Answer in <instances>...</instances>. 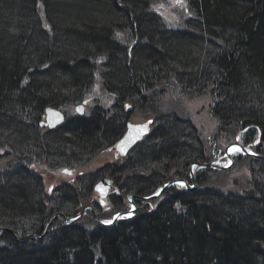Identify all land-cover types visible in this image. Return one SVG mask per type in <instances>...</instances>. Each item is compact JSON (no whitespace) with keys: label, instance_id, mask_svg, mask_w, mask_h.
I'll return each instance as SVG.
<instances>
[{"label":"trees","instance_id":"trees-1","mask_svg":"<svg viewBox=\"0 0 264 264\" xmlns=\"http://www.w3.org/2000/svg\"><path fill=\"white\" fill-rule=\"evenodd\" d=\"M169 1L0 0V161L7 164L0 229L40 235L52 213L70 216L87 202L99 179L111 177L124 194H151L172 178L168 164L184 174L203 161L190 123L173 118L119 162L48 193L52 172L83 167L95 146L116 143L113 120L102 118L99 105L54 130L39 126L46 107L70 112L95 88L113 94L118 114L126 100L150 113L158 80H174L192 95L214 81L218 105L210 115L218 127L256 125L263 145L264 0H184V31L155 11ZM163 89H156L159 102ZM249 132V139L258 136ZM237 160L251 162L247 197L170 189L154 209L111 227L91 217L92 226L59 219L42 240L2 232L0 264H264V162ZM108 201L114 211L124 206L120 197Z\"/></svg>","mask_w":264,"mask_h":264},{"label":"rangeland","instance_id":"rangeland-1","mask_svg":"<svg viewBox=\"0 0 264 264\" xmlns=\"http://www.w3.org/2000/svg\"><path fill=\"white\" fill-rule=\"evenodd\" d=\"M172 5V6H171ZM169 7H163V6H156L154 7L155 11L165 17L167 22L172 23V26H181L183 21L179 19V12L177 11V7L175 6V3L171 4ZM198 70V69H197ZM214 70V69H213ZM98 91L96 88L90 92V95L88 96V99L86 100L85 108L93 107V103H95V96H97L96 92ZM163 96L160 97V105H159V113L163 116H170L173 118H176L178 120L184 121L185 123L188 122L190 125L187 127L194 130V133L198 137V139L202 142V145L204 147V157L206 159L211 160V162L221 165V166H227L228 163L227 159L224 157L223 153L225 151V147L227 145L229 134L223 132V129H220L217 124V120L214 117H211L210 111H211V100L208 95L205 96V93L202 94V97L199 95H188V94H181L179 86L174 82V80H171L168 82V86L166 87ZM94 109V108H93ZM85 112L88 113V111L85 110ZM71 113V112H70ZM72 114V113H71ZM75 114V113H74ZM131 119L134 123H147L150 122L151 124H154V120L150 117L153 115H156V113L150 111V113H141L132 111L131 112ZM161 115V116H162ZM150 117V118H149ZM190 129V130H191ZM225 130V129H224ZM231 138V137H229ZM239 143H244V141L240 140ZM259 150H258V149ZM257 148H251L250 151L252 152H258L261 155L264 156V143H260V146ZM231 155L233 159H235L234 164L232 165V168L228 171H225V173L220 172H214L213 170H210V174L208 175V180L205 183V185L208 188H215L216 190L220 191L221 193H229L230 191H235L240 187V190L244 189L246 186V183H249L251 181L252 174H251V162L250 161H238L237 157L238 149L233 148L231 150ZM121 159L119 153L115 149V144L112 145H106L104 146L103 151L95 155L87 164H85L83 167L74 169V168H68L64 167L60 171L52 172V175L50 178H46V184L45 188L48 190L50 194H54V189L57 185L64 183L73 184L75 186V182H77V179L79 176L96 172L98 169L102 168L103 166L107 164H113L119 162ZM5 160L0 161V171L3 170L6 166ZM70 170L71 174L65 172L64 170ZM33 170V169H32ZM199 167H194V173H197L196 171H199ZM255 178L259 177L257 170L254 168ZM252 177V178H251ZM63 183V184H64ZM245 185V186H244ZM160 189H156L155 191H159ZM157 193V192H155ZM132 194V193H130ZM133 195V194H132ZM135 196V195H134ZM97 192H93V195L90 196V198L87 200V202L83 203L92 205L94 208L98 209L97 206V198H98ZM162 201V197L156 198L153 201H137L136 206L138 207V211L142 212H149L150 210L154 209L160 202ZM131 209L130 204L128 201L124 199V206L122 207V210ZM98 211V210H97ZM144 212V213H145ZM98 214V212H96ZM109 211H106L104 213V219L99 218L101 221L108 223L110 222L111 218H113V214H111ZM110 215V216H109ZM52 216V215H51ZM92 215L90 214V211H85L81 221L85 225L92 226L91 222ZM98 217V215H97ZM61 218H56L54 220V223L58 221ZM19 222V220H17ZM21 221V220H20ZM31 221V220H30ZM25 222V220H24ZM53 223V224H54ZM2 232H0L1 236ZM46 235H44L45 237ZM41 237V236H39ZM44 237H41L40 240H42Z\"/></svg>","mask_w":264,"mask_h":264},{"label":"bare ground","instance_id":"bare-ground-1","mask_svg":"<svg viewBox=\"0 0 264 264\" xmlns=\"http://www.w3.org/2000/svg\"><path fill=\"white\" fill-rule=\"evenodd\" d=\"M174 4L175 3V6L177 7L176 9H177V11L179 12V19L180 20H182V21H184L186 18H189L190 17V11H189V9L184 5V0H170L169 2H168V4L167 5H162L163 7H169L171 4ZM172 6V5H171ZM165 18V17H164ZM176 28H178V30L179 31H184L185 30V26L183 25V23H182V25L181 26H179V25H177V26H175ZM95 80H96V83H99L100 82V79L99 78H96L95 77ZM157 88L156 89H158V90H162L163 88L164 89H166V87L168 86V82L166 81V79L165 78H162V79H160V80H158L157 81ZM100 87V86H99ZM216 87H218V83H216V82H214V81H210L209 80V82L207 81L206 83H204V85L202 86V89L204 90L203 92H196V95H199L200 97H202V94H204L205 93V96L206 95H208L209 97H210V100H211V108H216V106L218 105V94H217V92H218V90L216 89ZM160 88H162V89H160ZM156 89H152L151 90V92H150V98H149V100H150V104H151V106H149V109H151V111L152 112H154V113H156L157 114V118H156V121L154 122V124H152V126H151V133L158 127V126H160L163 122H164V124H163V126H165L166 125V123H168V121H172L173 120V117H170L169 115L168 116H163L162 114H160L159 112V105H160V103H159V101H158V96H159V91H157ZM163 89V90H164ZM96 92H98L97 93V96H95V98H96V100H95V104L94 105H92L93 107H88V106H86V108L84 107L85 106V104H86V100L87 99H84L80 104H75L74 106H71L70 107V112L72 113H70V112H66V111H64V110H62V109H60V108H56V107H52L53 109H57V110H59L61 113H62V116H63V120H62V123L61 124H59L57 127H55L54 129H56V128H58V127H62V126H64L66 123H67V121L70 119V118H75V117H77V116H86L87 115V112H85V110L86 111H88V113L89 112H91V110L93 109V108H96L97 106L96 105H99V106H101V108H102V114H103V116H102V118L105 120V121H109V120H113V123H114V125H115V130H114V138H116L117 140H116V142L117 141H119V140H121L125 135H126V133L128 132V130H129V128H130V126L132 125V124H135L133 121H132V119H131V112L132 111H136V112H138L137 111V109H135V107L133 106V104H132V102L130 101V100H126V101H124V103H123V109H122V113H120V114H118L117 112L118 111H116V109L114 108V106H113V102H115V99H114V97H113V94L110 92V91H108L107 90V88L105 87V93H103L104 91H102L100 88H99V91H96ZM180 93L181 94H188V95H190V93L189 92H186V91H184V90H181L180 89ZM192 95V94H191ZM101 97H103L102 99H101ZM101 100V101H100ZM98 106V107H99ZM50 107V106H49ZM46 108H48V107H46ZM46 108L44 109V115H43V119L39 122V126H40V123L41 122H43V121H45V116H46V113H45V111H46ZM78 109H80L81 111H82V114H80L79 113V111H78ZM93 111V110H92ZM75 113V114H74ZM162 115V116H161ZM117 120H119V121H117ZM165 120V121H164ZM178 122H182V123H184V124H186L184 121H179L178 120ZM181 123V125H183ZM188 125V124H187ZM239 126V124H237L236 123V127H238ZM41 127V126H40ZM41 128H43V129H47V130H50L48 127H41ZM54 129H52V130H54ZM110 130V129H109ZM253 131V130H257V134H258V136L257 137H255V136H253L252 137V139H249V131ZM223 132H225V133H227V134H229L230 136L229 137H231V138H229L228 137V141H227V145H226V147L224 148V149H226L230 144H233V143H239V141L240 140H244L247 144H249L250 146H255L256 145V143L257 142H260V135H261V131L259 130V128L256 126V125H249V126H247L246 128H239V129H237V131L236 132H234L233 130H222ZM184 132H186V130H184ZM191 132H192V130H191ZM249 132V133H248ZM150 133V134H151ZM248 133V134H247ZM195 135V137H197L196 136V134H194ZM147 136H144L143 138L145 139ZM184 139L183 140H187L186 138H185V136L183 137ZM197 140H198V142L200 143V147L199 146H197V150H199V152H201V153H205L204 152V147H203V145H202V142L198 139V137H197ZM143 141V139H140L136 144H135V146H133L132 147V150L138 145V144H140L141 142ZM189 142H187V144H188ZM233 148V147H232ZM231 148V149H232ZM103 149H104V144L101 142L100 144H98L97 146H95L92 150H91V152L94 154V155H98V154H100L102 151H103ZM230 149V150H231ZM131 150V151H132ZM131 151H129V152H131ZM129 152H128V154H129ZM127 154V155H128ZM223 155H224V157L227 159V161H228V163L226 164V165H229L230 164V159L228 158V156L225 154V151H224V153H223ZM125 157V156H124ZM232 159H233V157H232ZM234 161H235V159H233V164H234ZM193 163H208V164H213V165H217V164H215V163H213V162H211V160H208V161H206V158L204 157L203 158V161H193V162H191L190 164H189V166H188V168H187V171H186V173H184V174H181L179 171H176V170H172L173 168L168 164L167 165V168H168V171H169V175L172 177L171 179L170 178H167L165 181H163L162 183H160V184H158L159 186L157 187V189H160L159 191H160V193H159V195L157 196V197H155L154 198V196H153V193H149V194H145V195H135V194H133V195H135V196H142V197H145V198H147L146 199V201H153V200H155L156 198H159V197H162V201L159 203V204H161L163 201H165L166 199H168L169 197L168 196H170V194H168L167 193V191L168 190H174V191H178V192H181V193H193V192H199V191H204V190H208V189H212V190H215V191H217V192H219V193H221L220 191H218V190H216L215 188H208L206 185H205V183L207 182V178H208V175L211 173L210 172V170L212 171H220V172H225V171H228V170H230L231 168H232V166L231 167H228L226 170H219V169H215V168H211V167H208L207 165H205V166H194V167H199V169H201V170H199V171H196L197 173H194L193 171H194V168H193V170H192V173L190 172V168H191V166H192V164ZM167 164V162H165V164L164 165H166ZM232 164V165H233ZM218 166H221V165H218ZM222 167H224V166H222ZM71 168H74V169H78V168H81V167H79V166H73V167H71ZM147 168V167H146ZM149 173H150V171L148 170V169H143L142 168V170H141V174H144L145 175V177L146 176H148L149 175ZM98 182V181H97ZM97 182L95 183V184H97ZM172 182V183H171ZM168 183H171V184H169V185H167L165 188H163V186L165 185V184H168ZM95 184H94V192H97V194H98V198H97V206H98V209H96V208H94L92 205H89L88 203L87 204H83L78 210H76L75 211V213L73 214V215H67L66 213H62V212H60V211H56L55 213H52L51 215V217H50V219L47 221V223H46V225L44 226V228H43V230H42V232L40 233V235H35V234H33V233H27L26 235H21L20 233H18L17 231V233H18V235L20 236V237H26V239H24V240H21V241H26V240H28V239H30V238H32V239H36V240H40L41 238H39L38 239V237L39 236H42L43 234H47L48 233V231L50 230V228H51V226L53 225V223H54V219H55V217H56V215L59 213V214H62V216H58L57 218H61L62 220H63V222H64V217H76L77 215H79V213H80V211L82 210V208H84V207H87V210H89L90 211V214L92 215V211H91V209L89 208V206H92L93 207V210H94V212H95V214H96V211L98 210V212L101 214V215H104V213L106 212V211H109L111 214H113V216L115 215V214H118V213H120V212H125V213H127V212H129L131 209H129V210H126V209H120V210H116V211H114V209H113V207L110 205V202L108 201V199H111L113 196H116V197H120V198H122V201L124 202V199H125V201L127 200V195H130V193H126V194H124L123 193V191L122 190H120V194H119V196H117V195H115V194H111V195H109L108 196V189H107V192H99L97 189H96V187H95ZM96 186H98V184L96 185ZM245 186V185H244ZM110 187V186H109ZM117 187H118V185H117ZM119 188V187H118ZM158 191V192H159ZM117 192V191H116ZM155 192H157V191H155ZM157 192V193H158ZM156 194V193H155ZM221 194H223L224 196H229V195H233L234 197H247V194H250V187H249V184H247L245 187H244V189H242V190H240V187L238 188V189H236L235 191L233 190V191H230L229 193H221ZM132 195V194H131ZM137 201H144V200H134V202H135V205H136V203H137ZM130 204V203H129ZM158 204V205H159ZM130 206H131V208L133 209V206L130 204ZM86 210V211H87ZM137 212H138V207H137ZM137 212H136V214H137ZM85 213V212H84ZM135 214V215H136ZM84 215V214H83ZM83 215L80 217V218H78L77 219V221L78 220H80V219H82V217H83ZM134 215V216H135ZM96 216H97V214H96ZM112 216V217H113ZM133 216V217H134ZM105 217V216H104ZM133 217H131V218H126V217H122L120 220H118V221H121V220H128V219H132ZM92 218L94 219V217H93V215H92ZM77 221H75V222H77ZM94 221H95V219H94ZM112 221V218H111V220H110V222ZM118 221H116L115 223H117ZM96 222V221H95ZM50 223V227H49V229H48V231H46L47 229V225ZM74 223V222H73ZM73 223H71V224H73ZM97 223V222H96ZM109 223V222H108ZM114 223V224H115ZM64 224H65V222H64ZM71 224H65V225H71ZM99 224V223H98ZM113 224V225H114ZM100 225V224H99ZM112 225V226H113ZM102 226V225H101ZM102 227H104V226H102ZM109 227H111V226H109ZM46 231V232H45ZM45 234V235H46ZM31 235H35L36 237H34V236H31ZM44 237V236H43Z\"/></svg>","mask_w":264,"mask_h":264},{"label":"water","instance_id":"water-1","mask_svg":"<svg viewBox=\"0 0 264 264\" xmlns=\"http://www.w3.org/2000/svg\"><path fill=\"white\" fill-rule=\"evenodd\" d=\"M45 113H46L45 121L40 123L41 127H48L50 130H52L55 127H57L59 124L62 123L63 116H62V113L59 110L53 109L52 107H48V108H46ZM79 113L82 114V111L80 110ZM148 132H149V123H146V124H132L130 126L128 132L126 133V135L121 140H119L117 142L116 149L122 155H125ZM259 144H260V142H257L255 146H258ZM232 147H238L241 150V152L244 153L245 155L251 156V157H253L255 159H258V160L264 162V156L263 155H261L259 153H252V152L248 151L246 148H244L241 144L233 143V144H230L225 149V154L230 159V164L229 165L222 167V166L208 164V163H204V164L203 163H193L191 168H190V172L192 173V170H193L194 166H205V165H207L208 167H211V168L219 169V170H226L228 167H231L232 164H233V159H232V156L230 155V149ZM64 171L69 173V174H71L70 170H66L65 169ZM171 183L165 184L163 186V188H165L167 185H169ZM109 186L110 185L103 186L102 184H100V185L97 186V190L99 191V188H102V190H103L102 192H107V189L109 188ZM99 192H101V191H99ZM159 193H160V191L158 193H156V194H153L154 198L157 197L159 195ZM146 199L147 198L142 197V196H134V195H131V194L127 195V201H128V203H130L133 206V209L131 208V210L129 212H127V213L120 212L118 214H115L113 216V218H112V221L109 222V223H105V222L101 221L100 219H98V217L96 216V214H95V212L93 210V207L89 206V208L91 209L92 215H93V217H94V219H95V221L97 223H99L100 225H102L104 227H109V226H112L116 221L120 220L122 217H126V218L133 217L136 214V212H137V206L135 205L134 200H146ZM86 210H87V207L82 208V210L80 211L79 215H77L76 217H64L65 224H71V223L77 221V219L80 218L84 214V212ZM58 216H62V214L58 213L56 215L55 219ZM49 227H50V223L47 225V228H46L47 230L46 231H48ZM0 232H9V233L13 234L16 237V239L19 240V241L26 239V237L25 238L24 237H20L16 231L11 230V229H6V228L0 229ZM45 234H43L41 237H43ZM31 236L36 237L35 235H31ZM41 237H38V239L41 238Z\"/></svg>","mask_w":264,"mask_h":264},{"label":"flooded vegetation","instance_id":"flooded-vegetation-1","mask_svg":"<svg viewBox=\"0 0 264 264\" xmlns=\"http://www.w3.org/2000/svg\"><path fill=\"white\" fill-rule=\"evenodd\" d=\"M135 124H137V123H135ZM117 143V142H116ZM116 143H115V149H116ZM249 145V144H248ZM116 151H118L117 149H116ZM119 153V152H118ZM128 154V153H127ZM126 154V155H127ZM119 155H120V157H121V159H123L124 158V156H126V155H121L120 153H119ZM104 167V166H103ZM102 168H100V169H98L97 171H99V170H101ZM96 171V172H97ZM100 183H102V185H104V186H108V185H110V187L108 188V196L109 195H111V194H115V195H117V196H119V192H120V188H118L117 187V184H116V182H114V180L111 178V177H105V178H102V179H99L98 180V182H97V184L98 185H100ZM97 184H95V187H96V189H97ZM95 189V188H94ZM99 191H103L102 190V188H99ZM117 191V192H116Z\"/></svg>","mask_w":264,"mask_h":264},{"label":"snow or ice","instance_id":"snow-or-ice-1","mask_svg":"<svg viewBox=\"0 0 264 264\" xmlns=\"http://www.w3.org/2000/svg\"><path fill=\"white\" fill-rule=\"evenodd\" d=\"M78 111H80V110L78 109Z\"/></svg>","mask_w":264,"mask_h":264}]
</instances>
